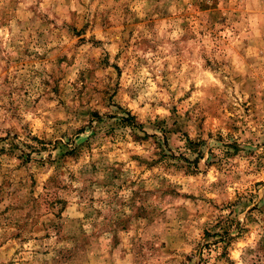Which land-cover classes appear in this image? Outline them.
Returning <instances> with one entry per match:
<instances>
[{
	"label": "rangeland",
	"instance_id": "1",
	"mask_svg": "<svg viewBox=\"0 0 264 264\" xmlns=\"http://www.w3.org/2000/svg\"><path fill=\"white\" fill-rule=\"evenodd\" d=\"M0 264H264V0H0Z\"/></svg>",
	"mask_w": 264,
	"mask_h": 264
},
{
	"label": "trees",
	"instance_id": "2",
	"mask_svg": "<svg viewBox=\"0 0 264 264\" xmlns=\"http://www.w3.org/2000/svg\"><path fill=\"white\" fill-rule=\"evenodd\" d=\"M229 235V234H228ZM230 238V237H229Z\"/></svg>",
	"mask_w": 264,
	"mask_h": 264
}]
</instances>
